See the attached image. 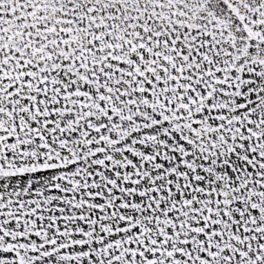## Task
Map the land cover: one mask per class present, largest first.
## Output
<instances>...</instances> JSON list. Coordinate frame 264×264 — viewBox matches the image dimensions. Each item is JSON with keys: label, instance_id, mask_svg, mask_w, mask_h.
<instances>
[{"label": "snow or ice", "instance_id": "snow-or-ice-1", "mask_svg": "<svg viewBox=\"0 0 264 264\" xmlns=\"http://www.w3.org/2000/svg\"><path fill=\"white\" fill-rule=\"evenodd\" d=\"M0 264H264V0H0Z\"/></svg>", "mask_w": 264, "mask_h": 264}]
</instances>
